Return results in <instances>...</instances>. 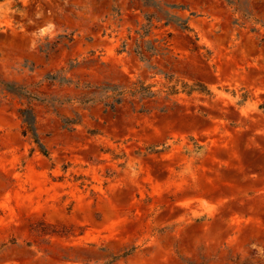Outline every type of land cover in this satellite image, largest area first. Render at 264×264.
<instances>
[{
	"label": "rangeland",
	"instance_id": "1",
	"mask_svg": "<svg viewBox=\"0 0 264 264\" xmlns=\"http://www.w3.org/2000/svg\"><path fill=\"white\" fill-rule=\"evenodd\" d=\"M155 1L0 0V264H264V0Z\"/></svg>",
	"mask_w": 264,
	"mask_h": 264
},
{
	"label": "trees",
	"instance_id": "2",
	"mask_svg": "<svg viewBox=\"0 0 264 264\" xmlns=\"http://www.w3.org/2000/svg\"><path fill=\"white\" fill-rule=\"evenodd\" d=\"M147 5H153L157 6L158 3L155 0H144ZM173 7H178V5L173 4ZM158 18V20H161V17L157 15L156 12L153 13H148L147 14V22L141 26L139 29H137L135 32L137 36L133 39L132 41V49L133 51L141 57L143 60L149 62L151 58L158 53L159 47L161 46L164 49H168L170 46V43L168 40L165 38L162 39V43L159 45L156 44V42L159 41L158 38L154 39H146V37L151 33L152 26H153V19ZM171 22L176 23L180 28L184 30H192L189 19H180L174 15H167V20L165 24H170ZM171 35V33H169ZM131 38V36L129 37ZM129 42L125 40L121 46V51L126 50L128 47ZM64 71V69H63ZM47 78L51 82H56L59 81L61 84L64 83H70L71 80L68 79L65 76H60L58 74H49ZM185 86H189L186 84ZM203 86V87H202ZM152 85H145L144 81H140L137 83L135 86H133L131 89L127 90L124 89L123 87H120L116 84L112 83H106L104 85H100L97 88H99V91H95L92 94V97H89L87 99H84L83 102H89V101H97L101 100L104 102L105 106L110 108L111 110H115L116 104L122 102L123 96L126 93H130L133 96H139V97H146V96H152L156 94V91H154L152 88ZM176 85H173L169 87L170 92H177L178 90L175 88ZM14 93L20 95V96H26L25 92H22L18 89H10ZM194 90H199L205 93H210L209 89L205 87V85H201V83H197L193 86H190V89L188 92H193ZM29 98H33L32 94L28 95ZM21 116L23 117L24 124L26 126L24 133L31 132L33 135V138L35 142L38 143L40 149L46 154L47 150L45 149L44 144L41 142L40 137L38 136L37 133V128H36V114L32 110V108H21L20 109ZM73 123L70 119L65 121V125H69ZM131 251L126 252L125 255H128Z\"/></svg>",
	"mask_w": 264,
	"mask_h": 264
}]
</instances>
